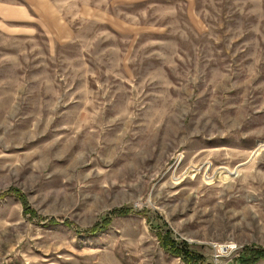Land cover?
Instances as JSON below:
<instances>
[{
    "label": "rangeland",
    "instance_id": "rangeland-1",
    "mask_svg": "<svg viewBox=\"0 0 264 264\" xmlns=\"http://www.w3.org/2000/svg\"><path fill=\"white\" fill-rule=\"evenodd\" d=\"M165 233L264 253V0H0V264H185Z\"/></svg>",
    "mask_w": 264,
    "mask_h": 264
},
{
    "label": "trees",
    "instance_id": "trees-1",
    "mask_svg": "<svg viewBox=\"0 0 264 264\" xmlns=\"http://www.w3.org/2000/svg\"><path fill=\"white\" fill-rule=\"evenodd\" d=\"M7 195L14 196L20 203L23 205V212L24 214H28L30 216H34V212H32L28 206L26 205L25 199L20 195V193L14 189H11L7 192ZM129 213L126 209H119L114 210L111 213L110 218H105L103 221L99 224H96L92 226L87 231H84L87 235H93L98 232H101L106 229V227L110 224L111 219L113 217H121L126 216ZM51 225H54V221H50ZM66 224V223H65ZM157 238L160 240L161 247L164 251L169 252L175 257H179L183 260L185 264H200V261L202 260V257L198 255L195 252H192L188 249L187 243H180V245H176L172 239L170 233H165L164 235L157 234ZM260 260H264V253L260 250H248L245 249L242 254L240 255L237 262L239 264H256Z\"/></svg>",
    "mask_w": 264,
    "mask_h": 264
},
{
    "label": "crops",
    "instance_id": "crops-1",
    "mask_svg": "<svg viewBox=\"0 0 264 264\" xmlns=\"http://www.w3.org/2000/svg\"><path fill=\"white\" fill-rule=\"evenodd\" d=\"M4 12H6V14H9V15H10V13H11L10 10H8V11H4ZM17 12H18V9H15V8H14V15L17 14Z\"/></svg>",
    "mask_w": 264,
    "mask_h": 264
}]
</instances>
